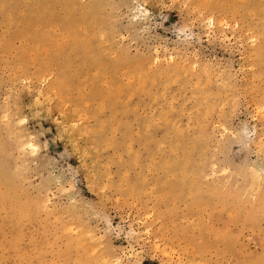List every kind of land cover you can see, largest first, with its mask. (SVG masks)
Instances as JSON below:
<instances>
[{"label": "rangeland", "instance_id": "rangeland-1", "mask_svg": "<svg viewBox=\"0 0 264 264\" xmlns=\"http://www.w3.org/2000/svg\"><path fill=\"white\" fill-rule=\"evenodd\" d=\"M0 264H264V0H0Z\"/></svg>", "mask_w": 264, "mask_h": 264}, {"label": "snow or ice", "instance_id": "snow-or-ice-1", "mask_svg": "<svg viewBox=\"0 0 264 264\" xmlns=\"http://www.w3.org/2000/svg\"><path fill=\"white\" fill-rule=\"evenodd\" d=\"M21 123H23V121H21Z\"/></svg>", "mask_w": 264, "mask_h": 264}]
</instances>
